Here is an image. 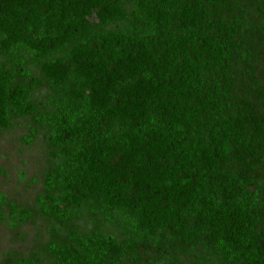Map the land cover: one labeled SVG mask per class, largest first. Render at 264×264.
I'll list each match as a JSON object with an SVG mask.
<instances>
[{"label": "trees", "instance_id": "trees-1", "mask_svg": "<svg viewBox=\"0 0 264 264\" xmlns=\"http://www.w3.org/2000/svg\"><path fill=\"white\" fill-rule=\"evenodd\" d=\"M20 119L47 166L0 224L48 222L44 264H264V0H0Z\"/></svg>", "mask_w": 264, "mask_h": 264}, {"label": "rangeland", "instance_id": "rangeland-1", "mask_svg": "<svg viewBox=\"0 0 264 264\" xmlns=\"http://www.w3.org/2000/svg\"><path fill=\"white\" fill-rule=\"evenodd\" d=\"M29 119L16 120L12 128L0 136V194L18 205L32 206L41 190V181L46 169L45 144L41 135L30 136ZM50 224L40 218H33L25 224L11 228L0 224V264L10 259L37 256L44 264V245L52 238ZM52 232V231H51ZM181 264H193L186 257ZM39 264V263H38Z\"/></svg>", "mask_w": 264, "mask_h": 264}]
</instances>
